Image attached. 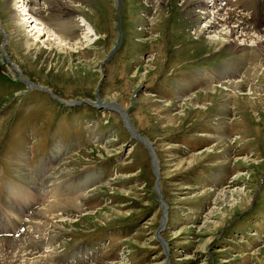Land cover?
<instances>
[{"label": "rangeland", "instance_id": "obj_1", "mask_svg": "<svg viewBox=\"0 0 264 264\" xmlns=\"http://www.w3.org/2000/svg\"><path fill=\"white\" fill-rule=\"evenodd\" d=\"M33 1L0 0V220L12 227L0 242L54 264H264V75L238 101L220 87L264 55L213 52L184 0H42L35 17L74 48L27 47L12 12ZM261 11L248 34L264 28ZM113 102L153 147L165 221L150 155ZM78 194L85 212L41 227L42 205Z\"/></svg>", "mask_w": 264, "mask_h": 264}, {"label": "bare ground", "instance_id": "obj_2", "mask_svg": "<svg viewBox=\"0 0 264 264\" xmlns=\"http://www.w3.org/2000/svg\"><path fill=\"white\" fill-rule=\"evenodd\" d=\"M17 1H20V0H17ZM53 1H54L53 4L54 3H56L55 5L59 4L62 8L70 6L69 0H53ZM13 2L14 0H12V3ZM41 2L42 0H34L30 6H27L25 5V3L21 2L19 4L20 6H22V8H18L17 10H13L12 12L14 13V16H17V18L20 20L19 25L21 28H23V33L32 37L31 40L27 43L29 44L27 47L34 46L36 45L35 43L39 41L44 47V49H48V50L52 49V48L46 47L45 44L47 42V43H51L48 46L52 45V47H59L60 48L59 51L69 54L70 51H63V48L64 47L74 48L72 47V44H69V41H67L66 38L60 36L59 34H56L55 32L51 30H48L42 22L39 23V18L35 17L36 10H37L36 5L40 7ZM219 2L220 1H214V0H207V1L205 0H184L182 1L181 8L185 10L187 9L188 12L187 11L186 12L188 13V19L195 21V23L200 21L201 19L205 20L203 21V25L201 27L195 26L193 28L194 36L199 37V40H200V37H205L204 43H206V45H208L209 48L211 47L213 49L212 51L213 52L215 51V53L216 51L221 49L225 45V43H227L228 45H231L233 49H239L238 50L239 52L242 51V49L244 50L247 48H251L252 49L251 52L255 51L256 54L264 55V28L257 29L256 35L255 34L250 35L248 33L251 27H249L247 31L246 30L244 31V29L241 27L243 25V27L246 29L247 26H250V25L252 26V19H254V17L256 16L257 11L261 9L262 7H264V0H233V1L227 0V3L224 5V7H219V4H218ZM151 3L153 4V6L157 7L160 5H164L167 2L166 0H152ZM11 6H13V4H11ZM70 9H71V6H70ZM248 10H250L251 13H249ZM261 13L263 12L261 11ZM20 14L24 16L26 15L24 20H23L24 16L20 18ZM14 16L13 18H15ZM250 16L252 17V19ZM81 23L87 29V30L83 29L85 32H83V35H81V37H83L84 39V37L87 36L86 35L87 33L92 32V29L88 23L84 22L83 19H81ZM220 23L222 24V26L224 25L226 27L220 28L219 26ZM231 23H234V24L230 26ZM27 24H28V27L26 26ZM78 25H80L79 21H78ZM251 30L253 31V29ZM43 35H45V39L42 40ZM9 65L12 68L16 66L14 63L9 64ZM258 66L256 68L253 67V68L248 69L246 74H244L245 75L244 78L240 80L239 79H236V80L228 79V81L221 83L220 87H224L225 90L227 91L221 94L227 96V98L236 97V100L248 98L249 96H253L254 94L251 92V90H253V92L254 90L256 91V88H255L257 85L256 82L259 80V77L261 75H264V67L261 68V66L260 67ZM260 69L263 71L260 72ZM243 81H247L250 86L249 90L246 91V94H241L242 93L241 89L243 87L241 83ZM214 91H218V89L215 88V86L211 85L209 88L199 91L196 94L193 93L191 95H187V97L184 99V102H187V103L190 102V100L193 97H197L201 93H205L207 95ZM108 106H112L113 108H115V110H119L121 113L122 119L125 118L124 121L127 127L129 128V130H131V133L135 135V137L136 136L141 137L139 136V134L136 133L137 131L135 132V129L131 127L132 124L130 125V123L127 122L125 113L123 112L122 109H121L122 111L119 109L120 107L117 104L113 102L112 104L109 103ZM219 142H223V139ZM153 159H154V155H153ZM152 163H154V161H152ZM155 164H156V160H155ZM21 195H24V194L21 193ZM74 196L73 197L70 196V198L66 197L63 199H59L55 203L52 200L54 204L47 203V204L42 205V207H40L37 211L40 214L39 217L42 220L41 223H43V225L42 224H39V225H42L41 227L44 226L45 228L48 225L55 223L56 220L63 219V216L61 217L60 215V211L64 208L66 209L67 207H72L71 208L72 210H79L80 212H85V210L82 207V204L80 203L81 201L80 198L82 197V195L78 194L77 196L75 197ZM35 197L36 196H32V198H35ZM27 201L29 202V200ZM25 204H28V203H25ZM87 214L88 213H84L83 216H87ZM165 214H164V217H162L164 221H165ZM65 221H66L65 219L62 220V222H65ZM164 223L165 222H163V224ZM35 228H37V225H35ZM44 259L40 256H34V254L25 250L24 245H20L19 243L15 242V240L0 242V264H54V263H48L47 261H44ZM107 264H111V263H107Z\"/></svg>", "mask_w": 264, "mask_h": 264}, {"label": "water", "instance_id": "obj_3", "mask_svg": "<svg viewBox=\"0 0 264 264\" xmlns=\"http://www.w3.org/2000/svg\"><path fill=\"white\" fill-rule=\"evenodd\" d=\"M0 33H2V35H3V41L1 42V44H0V50H1V53H2V55H3V57L4 58H6V53H5V50H4V44L6 43V35H5V33H4V31H2L1 30V28H0ZM6 61L9 63L10 61L8 60V59H6ZM105 61H107V60H105ZM10 63H12V62H10ZM13 64V63H12ZM14 69L16 70V66H14ZM19 77H20V74H19ZM20 79L24 82V83H27L28 84V82L26 81V80H24V79H22L21 77H20ZM28 86L29 87H32V85L29 83L28 84ZM34 87L35 88H37V89H40V90H43V91H48L47 89H45V88H40L39 86H36V85H34ZM92 104L93 105H95V103H93L92 102ZM139 142H141L144 146H145V148L147 149V151H148V153H149V155H150V159H151V167H152V171H153V173H154V175H155V188H156V190H157V193H158V196H159V198H160V201H161V204L164 206V210H163V215H162V217H164V214H165V211H166V204H165V202H164V200H163V198H162V196H161V193H160V187H159V182H158V179H159V175H158V169L156 168V164H155V160H156V157L153 159V155H154V150H153V147L149 144V142L146 140V139H144V138H142V137H138V138H136ZM152 161H154V163H152ZM162 219V218H161ZM161 228H162V226H161V223H160V226H159V228L156 230V232H155V235L157 236V238L159 239V232L161 231ZM166 263H167V261H166Z\"/></svg>", "mask_w": 264, "mask_h": 264}]
</instances>
